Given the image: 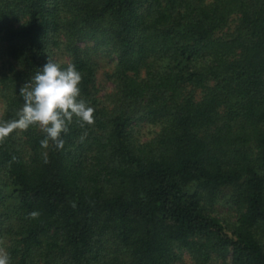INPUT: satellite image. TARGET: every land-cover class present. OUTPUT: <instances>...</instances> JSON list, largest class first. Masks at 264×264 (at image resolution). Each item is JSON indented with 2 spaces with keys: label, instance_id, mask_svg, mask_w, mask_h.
<instances>
[{
  "label": "trees",
  "instance_id": "obj_1",
  "mask_svg": "<svg viewBox=\"0 0 264 264\" xmlns=\"http://www.w3.org/2000/svg\"><path fill=\"white\" fill-rule=\"evenodd\" d=\"M48 58L81 73L94 123L62 149L38 126L0 143L10 264H264V0H0V122Z\"/></svg>",
  "mask_w": 264,
  "mask_h": 264
},
{
  "label": "clouds",
  "instance_id": "obj_2",
  "mask_svg": "<svg viewBox=\"0 0 264 264\" xmlns=\"http://www.w3.org/2000/svg\"><path fill=\"white\" fill-rule=\"evenodd\" d=\"M81 80V73L73 64L62 68L48 58L42 69L21 86L19 94L23 105L16 118L0 122V143L15 130L38 126L45 134L40 141L42 148L47 149L51 141L56 148L62 149L64 140L61 134L69 131L68 126L74 118L81 128L94 123V109L81 97ZM44 162H48L46 152ZM28 215L35 219L40 213L32 211ZM0 264H10L8 253L3 250H0Z\"/></svg>",
  "mask_w": 264,
  "mask_h": 264
},
{
  "label": "rangeland",
  "instance_id": "obj_3",
  "mask_svg": "<svg viewBox=\"0 0 264 264\" xmlns=\"http://www.w3.org/2000/svg\"><path fill=\"white\" fill-rule=\"evenodd\" d=\"M235 26V22L232 21L230 27L225 28V33L230 32ZM230 29V30H229ZM93 58L96 62H98V82L100 88V95L104 96L114 91V83L109 76L114 69L115 60L113 55H108L105 51L99 50L97 53L93 54ZM67 59V58H66ZM3 110V104L0 100V113ZM137 137L141 141H145L154 137L157 132L159 131V126L152 125L148 123H142L137 128ZM216 214H218L222 219L224 218L223 222L226 224L227 221H233L236 219V210L232 204H229L225 200H222L216 209ZM176 264H195L192 257L189 253L184 252L182 254L181 260L176 262Z\"/></svg>",
  "mask_w": 264,
  "mask_h": 264
}]
</instances>
